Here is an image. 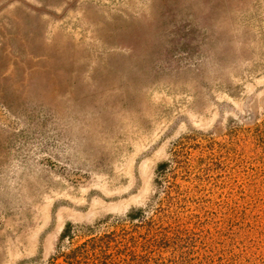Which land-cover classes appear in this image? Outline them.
Here are the masks:
<instances>
[{
	"label": "rangeland",
	"instance_id": "obj_1",
	"mask_svg": "<svg viewBox=\"0 0 264 264\" xmlns=\"http://www.w3.org/2000/svg\"><path fill=\"white\" fill-rule=\"evenodd\" d=\"M0 264H264V0H0Z\"/></svg>",
	"mask_w": 264,
	"mask_h": 264
}]
</instances>
